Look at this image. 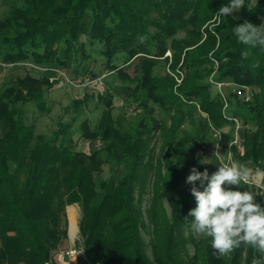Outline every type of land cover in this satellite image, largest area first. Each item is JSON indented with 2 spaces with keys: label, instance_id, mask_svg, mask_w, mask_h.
Wrapping results in <instances>:
<instances>
[{
  "label": "trees",
  "instance_id": "trees-1",
  "mask_svg": "<svg viewBox=\"0 0 264 264\" xmlns=\"http://www.w3.org/2000/svg\"><path fill=\"white\" fill-rule=\"evenodd\" d=\"M229 4L230 0L7 1L9 11L0 19L2 62L31 58L42 65L61 59L68 66L74 59L76 74L96 75L82 61L91 57L88 45L99 43L103 64L126 80L122 89L129 90L139 106L131 107L136 119L127 126L123 115L115 116L111 97L101 92L106 107L97 124L92 126L86 118L78 126L88 150L77 149L73 122L61 123L47 135L24 119L23 106L28 102L48 109L44 93L53 82L29 73L3 85L0 246L5 249L0 247L1 253L27 264H45L64 237L61 214L66 205L78 202L87 264H252L259 258L246 246L219 256L211 238L193 235V217L188 215L196 207L192 185L186 183L190 170L207 169L209 176L217 171L218 158L208 144L212 131L223 133L221 147L228 162L249 167L253 163L251 175L264 172V49L246 46L233 34V28L245 21L262 24L264 0H245L238 11L216 20L213 14ZM181 32L184 36L178 39ZM70 38L61 58L60 42ZM169 49L173 63L164 74L156 73L157 65L170 59L164 57ZM137 58L131 76L127 68ZM215 60L221 67L214 74L216 80L246 84L253 90L252 100H242L230 114L219 91L213 94L210 76ZM180 62L181 82L175 90ZM86 99L76 101L77 112ZM156 104L169 113L168 124L156 115ZM197 110L198 121L193 115ZM236 118L244 130L233 144L234 128L228 132L224 128L234 127ZM157 133L163 139L158 154L151 145ZM196 186L203 191L199 181ZM232 188L264 194L249 183ZM165 197L170 215L163 205ZM255 200L264 207V197ZM149 222L148 243L143 230ZM13 229L15 233H5Z\"/></svg>",
  "mask_w": 264,
  "mask_h": 264
},
{
  "label": "rangeland",
  "instance_id": "rangeland-1",
  "mask_svg": "<svg viewBox=\"0 0 264 264\" xmlns=\"http://www.w3.org/2000/svg\"><path fill=\"white\" fill-rule=\"evenodd\" d=\"M7 1L9 0H0V19L5 16V14L9 11V7L6 5ZM11 1V0H10ZM257 0H252L255 3ZM264 8V5H263ZM219 22V21H218ZM216 23H214L215 25ZM264 24V14H263V22ZM65 26V24H63ZM66 28V26H65ZM64 29V27H62ZM65 29L62 30V34H64ZM184 36V33H179L177 35L178 39ZM62 38V37H61ZM71 38L69 41H61L60 42V56L61 58H65L64 51L67 46H69ZM66 43V44H65ZM80 44V42H76ZM87 51L91 54V57L82 61V64L89 66L96 75L89 74L88 71L81 74H76L75 66L76 62L72 59V63L68 66H65L60 63L59 60L53 59L49 63L38 65L33 63L30 59L19 61L18 63H4L0 58V91L4 84L9 83L12 84L16 78H24L27 74H32L37 77L46 76L49 81H51L52 87L46 90L44 93V98L46 100V108L47 110H42L40 107L37 106L35 102H28L24 104L23 108L25 111L24 119L27 123H33L36 127L37 132L52 135L54 131L60 126L61 123L73 122L71 130H73V138L76 140V148L77 149H86L88 150L86 139L82 138L79 135L78 126L79 123L84 120L88 119L91 125H96L99 121L103 109L106 107L105 102L100 100L101 92H104L107 97H111L112 101H114V114L115 116L123 115L127 122V126L129 122H135L134 120V106H139L136 100L132 98V95H129V90L122 89L123 86H126V81L122 80V78L116 73H111L105 66L104 60L105 56L101 53V45L98 43L95 46L90 47L88 45ZM212 56V52L210 53ZM169 57L170 59L166 62H160L157 67L156 73H165L169 70L167 67L172 64V51L169 49L164 57ZM138 61V58L135 59L130 66L127 68V72L133 76L135 73V64ZM121 62V60L119 61ZM181 62L179 63V71L175 76V82L177 83L173 89L177 90L179 82H181ZM82 67V66H81ZM221 69L219 66L218 60H215V69H213L211 76L214 77V74ZM108 73V74H107ZM106 77L102 78V76ZM101 79L102 82H97L96 80ZM122 84V85H121ZM228 84V83H227ZM48 88V84L45 85ZM223 92L227 98V101H224V110L227 114H230L231 110L236 107L242 106V100L248 102L245 98L238 95L236 91H234V86H223ZM213 94H216L219 91V87L214 86L212 88ZM26 92L25 90H23ZM177 92V91H176ZM230 95V93H232ZM253 93V92H252ZM134 95H139L138 93ZM82 107V111H76V101L85 99ZM252 100V99H251ZM129 103V104H127ZM241 104V105H240ZM134 108V110L131 109ZM156 107V115L163 119L164 121L169 123V113L161 108L159 105H155ZM194 112V119L198 121L199 119V112ZM138 115V114H137ZM75 119V120H74ZM240 120L238 119V122ZM235 122V121H234ZM240 122L238 125L234 124H227L224 128V131L228 132L233 130L234 128V140L232 141L233 144H236L239 141L240 135L243 133L244 126L241 125ZM252 126V125H251ZM212 137L209 139L208 144H210L211 152H219L220 155H225L223 160L224 163H228V155L227 152L221 147V137L223 135L222 132L215 130V132H211ZM162 137L159 136V133L154 137L152 146L155 147V152L158 154L162 145ZM95 143V142H94ZM216 144H219V148H216ZM230 158V156H229ZM250 167H253V163H250ZM219 168V164L217 165V170ZM105 173H108V170L105 169ZM251 176L256 182L262 184L264 186V172L263 171H256ZM150 185V183H149ZM151 187V186H150ZM149 187V188H150ZM151 193L147 194L145 201L143 203L144 207L146 208L149 203V198ZM164 207L167 210V213L170 215L171 208L169 205V200L167 197L164 198ZM65 215V217H64ZM81 205L78 202H74L71 204L66 205L63 213L61 216L64 218L62 219V227L65 229L64 237L62 242L57 246L49 260L45 264H87L86 261V252L85 247L82 244V236H81ZM194 221V217H193ZM151 232H152V224L149 222V227H146L143 230V236L146 241L149 243L151 239ZM6 234L15 233V230L5 231ZM5 249V246H0ZM7 249V248H6ZM149 255L152 256L153 246L148 247ZM62 251V253H60ZM189 251L191 254L194 253V246L189 244ZM70 252L71 254H66ZM12 256V255H11ZM9 254H4L0 252V264H27L26 261L22 260V258H12ZM61 256V259L60 257ZM11 257V258H10ZM10 258V260H9ZM9 260V262H8Z\"/></svg>",
  "mask_w": 264,
  "mask_h": 264
},
{
  "label": "clouds",
  "instance_id": "clouds-1",
  "mask_svg": "<svg viewBox=\"0 0 264 264\" xmlns=\"http://www.w3.org/2000/svg\"><path fill=\"white\" fill-rule=\"evenodd\" d=\"M244 2L230 0L228 6H221L213 15L220 20L238 11ZM233 34L246 46L264 49V24L256 26L245 21L233 28ZM244 55L247 56V52ZM214 156L218 158L219 168L211 176L207 169L200 172L193 167L186 178V183L192 185L190 191L196 201V207L188 213L194 217L190 223L192 233L196 238H211V247L221 257L246 246L260 254L252 264H264V207L255 200L264 194L233 190L232 186L241 188V184L249 183L252 169L244 163H224L225 155L218 151ZM198 181L203 191L197 188Z\"/></svg>",
  "mask_w": 264,
  "mask_h": 264
},
{
  "label": "built area",
  "instance_id": "built-area-1",
  "mask_svg": "<svg viewBox=\"0 0 264 264\" xmlns=\"http://www.w3.org/2000/svg\"><path fill=\"white\" fill-rule=\"evenodd\" d=\"M103 77L104 76H102V78ZM210 80L214 84V86L219 87V93L221 94L224 101H227V98L223 92V88H222L223 86H234V91H236L238 93V95L242 96L243 98H245L248 101H250L252 99L253 90H252L251 86H248L246 84H235L233 82L219 81V80H216L214 77H210ZM96 81L102 82L101 79H99V80L97 79ZM229 118L232 119V117H230V116H229ZM235 122L237 125L240 123V121L238 122L237 118L235 119ZM249 184L256 186L257 188H259L261 191L264 192V186L262 184L256 182L255 180L251 179V176L249 177ZM60 253H62V251ZM66 254L69 255L71 253L67 252Z\"/></svg>",
  "mask_w": 264,
  "mask_h": 264
},
{
  "label": "crops",
  "instance_id": "crops-1",
  "mask_svg": "<svg viewBox=\"0 0 264 264\" xmlns=\"http://www.w3.org/2000/svg\"><path fill=\"white\" fill-rule=\"evenodd\" d=\"M60 257V259H61V256H59Z\"/></svg>",
  "mask_w": 264,
  "mask_h": 264
}]
</instances>
